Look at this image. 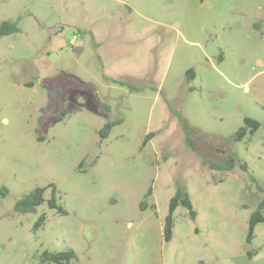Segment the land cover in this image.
Returning <instances> with one entry per match:
<instances>
[{"label": "rangeland", "instance_id": "rangeland-1", "mask_svg": "<svg viewBox=\"0 0 264 264\" xmlns=\"http://www.w3.org/2000/svg\"><path fill=\"white\" fill-rule=\"evenodd\" d=\"M3 21L19 32L0 36V264H264V220L247 242L264 203V0H0ZM245 118L260 126L236 140ZM35 188L44 203L15 211ZM177 189L195 217L178 205L165 242Z\"/></svg>", "mask_w": 264, "mask_h": 264}, {"label": "trees", "instance_id": "trees-1", "mask_svg": "<svg viewBox=\"0 0 264 264\" xmlns=\"http://www.w3.org/2000/svg\"><path fill=\"white\" fill-rule=\"evenodd\" d=\"M19 32V28L17 26V22H9V21H3L0 23V36H9L11 34H15ZM179 119L182 121V118L178 116ZM121 121H113L108 122L104 124L102 129L98 132L99 138L105 139L108 137L110 130L113 128V126L120 124ZM260 124L257 121H254L252 119L245 118L244 119V126L240 127L235 135L234 138L236 140L242 139L246 134H253L258 128ZM185 136H186V144L191 149H195L193 147V144L191 140L189 139V130L185 128ZM150 135H147L143 141V145L147 142V140L150 138ZM207 163V162H206ZM235 161L232 158H229L225 160L223 163H207L208 167L212 170H218V171H231L234 167ZM242 169H245L244 165L241 166ZM44 189L42 188H35L33 191H31L29 194L24 196L22 199L16 202L14 209L15 211L26 214V213H32L36 210L37 207H39L41 204L44 203ZM150 195V190L146 194V196ZM47 205L49 208H55V200L52 197L50 200L47 201ZM178 205H181L185 209L189 211V216L194 219L195 213L192 210L191 202L188 198L187 193L182 189H177L174 196L169 201L168 206V215L166 216L163 224V231H162V237L165 242L170 241L172 237V227H173V221H172V214L177 208ZM264 203H261L254 213L251 214L249 221H248V232H247V242H250L253 238V231L257 224L263 222L264 218L261 214V211L263 210ZM59 212H63L60 208H58ZM75 259V254L72 250H66L63 252H55V253H48L44 252L41 255V261L47 262L51 264H70L72 260Z\"/></svg>", "mask_w": 264, "mask_h": 264}, {"label": "water", "instance_id": "water-1", "mask_svg": "<svg viewBox=\"0 0 264 264\" xmlns=\"http://www.w3.org/2000/svg\"><path fill=\"white\" fill-rule=\"evenodd\" d=\"M73 51H74V52H78V50H77V49H74Z\"/></svg>", "mask_w": 264, "mask_h": 264}]
</instances>
